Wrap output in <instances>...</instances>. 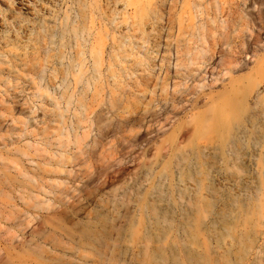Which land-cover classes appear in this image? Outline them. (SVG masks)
<instances>
[{
	"label": "bare ground",
	"instance_id": "1",
	"mask_svg": "<svg viewBox=\"0 0 264 264\" xmlns=\"http://www.w3.org/2000/svg\"><path fill=\"white\" fill-rule=\"evenodd\" d=\"M209 1L204 6L205 0H83L82 19L63 22L56 33L58 43L52 42L53 31L39 35L38 45L22 54L27 60L20 73L28 83L30 116L38 110L42 115L39 121L34 116L27 117L32 129L21 130L17 136L31 138L25 140L22 148L0 150V195L18 194L24 204L31 202L32 209L51 212L48 216L57 222L65 218L74 224L85 221L94 225L93 215L98 214L99 247L106 252L118 248L123 262L143 253L152 260H164L163 264H264V82L255 83L246 92L241 85V71H229L232 77L220 90L211 88L195 95L206 87L196 83L190 98L176 104V99H166L165 104H170V110L162 114L166 124L156 129L153 119L146 121V130L150 129L147 135L155 136L143 141L137 138L130 145L136 152L117 162L130 161L137 155L135 173L110 167L92 186L91 175L96 170L88 158L80 174L85 175L83 180L87 179L81 192L91 196L86 203L58 212L62 204L45 199V195L56 196L54 190L65 192V181L73 173L72 167H66L74 163L75 151L81 153L82 147L88 146L86 140L92 126H98L99 117L90 119V115L103 91L104 72L117 84L113 69L123 59L131 60L144 72L150 55L149 51L141 52L146 43L143 38L161 37L172 29L199 39L200 58L205 57L207 36L226 30V21L221 17L225 1ZM247 3L255 10L258 0H236L241 21L252 17L246 11ZM208 6L214 9V17L208 14ZM96 22L99 27L94 33ZM247 23L241 32L258 34V26ZM110 33L118 39L112 35L106 54ZM86 36L92 37V43L86 41ZM134 37L142 41L135 51L130 46ZM163 47L165 43L158 42L152 49L159 53ZM62 48L68 49L69 55ZM15 50L11 48L0 56ZM195 61L175 66L189 69ZM59 65L61 68H57ZM257 70L258 66L248 69V73ZM259 72L264 78V69L260 67ZM109 93L108 108L117 113L120 106L112 97L114 92ZM34 100L39 101L35 111ZM10 112L6 110L11 123L27 127L26 121L14 118ZM142 128L141 124L120 122L104 140L125 139ZM101 144L102 141L93 140L89 149L98 145L102 148ZM106 145L112 146L110 141ZM46 157L45 162L35 163L34 159ZM23 158L47 174L64 177L48 179L49 189H45L39 185L42 179L21 168ZM34 217L22 221L17 228L28 227ZM37 236L39 239L32 244ZM19 237L22 248L43 250L48 246L51 252H57L65 242L82 245L80 239L62 232L52 221L49 225L43 221L41 227L33 229L26 244L20 233L12 239ZM18 253L9 247L5 256L12 259Z\"/></svg>",
	"mask_w": 264,
	"mask_h": 264
},
{
	"label": "rangeland",
	"instance_id": "2",
	"mask_svg": "<svg viewBox=\"0 0 264 264\" xmlns=\"http://www.w3.org/2000/svg\"><path fill=\"white\" fill-rule=\"evenodd\" d=\"M205 1L204 6L210 2L209 0ZM224 1L221 17L226 21V30L222 32L214 31L213 35L207 36L205 47L208 51L205 57L200 58L199 48L201 43L199 39L187 34H177L172 29L161 37L151 35L143 38L146 43L142 45L141 52L149 51L150 55L148 66L144 72L140 68L133 66L131 60L124 59L119 67L113 69L118 77L117 84H113V79L107 77L109 74L104 72L103 91L97 97V102L93 104L91 109L93 114L90 115V119L99 117L98 126H92L90 136L86 140L88 146H83L81 153L75 151L74 163L66 167L67 169L72 167L73 173L65 181V192L59 194L58 190H54L57 193L56 196L45 195V199L62 204L58 212L64 207L71 209L76 205L84 204L91 198V196H86L84 192H81L87 179L83 180L82 178L85 175L80 174H83V163L88 158L91 161L90 164L96 170L91 175L92 186H94L97 177L110 167L111 170H122L128 174H133L137 171L138 163L134 162L137 155L132 157L130 161L117 162L127 158L130 153L135 151V149L130 148V145L137 138L143 141L155 136V134L147 135L150 129L146 130V121L149 122L153 119L156 129L166 124L162 117L166 110H170L168 109L170 104L168 106L165 104L166 99H171L172 97L176 99V104L190 98L196 83H200L199 85L205 84L206 87L197 90V92L195 91V95L201 92H209L211 88L220 90L222 85L226 84L228 79L232 77L229 71H241L240 74L244 76L241 79V85L244 86L246 92L253 89L255 83L264 82V78L259 72L260 67L264 69V0H258L255 10L248 6L247 3L245 5V7H248L246 11L252 13V17L247 16L243 21L240 20L242 12L241 10L237 11L236 0ZM82 2L83 0H0V54L8 52L11 48H17L10 54H6L5 57L0 56V62L4 63L0 65V137H2L0 139V150L22 148L25 140L31 138V136L22 138L17 136L21 130L32 129L28 118L34 116H30L29 108L32 104L27 92L28 83L25 82L23 74L20 73L25 69L22 65L27 60L22 54L30 53L31 47L38 45L37 39L39 35H44L48 31L55 33L52 42L58 43L59 38H56V33L60 30L61 24L69 22V19L75 21L82 19L80 16ZM41 7L43 8L41 9ZM207 12L214 17L213 8L208 6ZM253 17L256 19H253ZM217 18H219L218 13ZM244 22H248L249 26H258V34L251 35L247 32H241ZM98 27L99 23L96 22L93 28L94 33L98 32ZM110 34L104 48V50L107 49L106 54L109 51L108 46L111 43L112 35L118 39L116 34ZM85 39L87 42L92 43V37L86 36ZM64 42L65 40L61 43L63 44ZM87 42L86 47L89 46ZM158 42L165 43L166 47L160 48L159 53H156V49H152V47ZM141 44L142 41L138 37L130 40V46L134 48V51L136 50L135 47ZM62 51H65L64 48H62ZM65 52L68 55L70 53L68 49ZM54 53H57V50ZM188 60L197 61L189 69L180 67L181 65H186ZM63 63L66 64V60ZM176 64L180 66L177 67L175 66ZM256 66H258L256 72L248 73V69H254ZM57 68H61V66L59 65ZM122 68L125 70H122ZM7 80H9V83H6ZM56 91L59 93L58 88H56ZM110 91L114 92L112 97L116 100V104L120 106L117 113H114V108H108ZM194 97H191V99ZM90 99L91 96L87 100L89 101ZM38 106L39 101L34 100L33 111ZM178 107H181V105ZM7 109L11 110L10 114L14 118L26 121L27 127L22 128L18 122L11 123L10 116L6 114ZM40 111H36L34 116L38 121L42 115ZM70 120H72L71 116ZM125 121L131 124H141L143 128L138 130V134L130 137L126 136L125 139L114 140L109 138L104 140L108 132L111 135L113 134V126L115 124L118 125L120 122ZM159 123L162 125H159ZM167 129L168 126L166 127ZM93 140L102 141L101 145L103 147L101 148L98 145L89 149V145ZM109 141L112 146L106 145ZM34 160L35 163H40L42 161L45 162L48 158ZM22 163L21 168L23 170L28 171L29 174L35 173L42 179L41 182L39 180V185L45 189H49L48 179H62L64 177L63 175L47 174L39 169L36 164L30 163L26 158L22 159ZM90 172L91 170L87 173ZM11 174L14 175V172ZM119 187L120 185L117 186V188ZM32 189L34 192H38L34 188ZM65 195H68L67 199ZM41 198H44L42 193ZM31 205V202L24 204L20 201L19 195L15 193L7 194L6 196L0 195V264L164 263V260H152L143 253L138 257H130L127 262H123L119 257L118 248H112L110 252L101 249L99 247V230L97 227V220H100L101 217L98 214L94 213L93 215L96 219L94 225H87L85 221L74 224V222L65 218H60V222H57V219L48 216L51 215V212H38L32 209ZM64 211L66 212L67 210L65 209ZM36 215L38 216L36 217ZM32 216H35V219L33 218L28 227L17 228L22 221H28V218ZM43 221L48 225L50 221L56 223L62 232L80 239L82 245L76 247L65 242L66 244L62 245L57 252H51L48 246H45L43 250H37L33 247L22 248L21 244H19L20 237L16 240L12 239L13 236L20 233L25 238L22 243L26 244L30 240L29 234L33 229L41 227ZM38 239V236L35 237L31 243L34 244ZM9 247L19 251L17 257L6 258L5 253L9 250Z\"/></svg>",
	"mask_w": 264,
	"mask_h": 264
}]
</instances>
